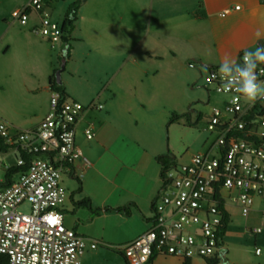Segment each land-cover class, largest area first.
Segmentation results:
<instances>
[{
	"label": "crops",
	"instance_id": "0c3cea01",
	"mask_svg": "<svg viewBox=\"0 0 264 264\" xmlns=\"http://www.w3.org/2000/svg\"><path fill=\"white\" fill-rule=\"evenodd\" d=\"M76 2L64 69L71 55L81 53L92 59L83 71L90 82L80 89L65 80L61 84L66 98L101 109L84 111L75 125L81 157L62 172L66 197L60 211L67 229L95 244L86 248L81 264H127L122 248L154 222L153 202L163 188L157 157L169 152L177 164L175 125L181 118L169 119L178 115L185 62L192 69L221 65L226 56L235 59L242 45L264 43V26L257 29L245 15L253 14L255 5L264 11V0H48L44 13L59 24ZM26 3L0 0V118L20 129L34 128L47 114L49 78L64 49L62 40L52 45L31 33L37 14L24 25L11 19ZM231 39L237 42L233 46ZM119 57L124 60L120 74ZM86 129L93 134L90 140ZM11 155L16 160L12 149L0 152L4 173L15 166ZM260 209V202L254 204L251 214ZM197 259L156 254L150 264Z\"/></svg>",
	"mask_w": 264,
	"mask_h": 264
},
{
	"label": "built area",
	"instance_id": "2783aa9c",
	"mask_svg": "<svg viewBox=\"0 0 264 264\" xmlns=\"http://www.w3.org/2000/svg\"><path fill=\"white\" fill-rule=\"evenodd\" d=\"M47 4L48 0H27L11 18L24 25L31 13L37 14L31 33L53 45L62 32L44 13ZM242 58L243 54L240 62ZM202 66L204 86L224 96L220 108H211L205 128L216 138L207 153L164 172L162 191L153 202L152 227L122 248L127 264H147L153 252L183 260L224 258L226 199L244 218L258 200L264 221V100L250 105L235 89H224L220 66ZM256 73L264 83V64ZM93 109L101 106L60 99L51 90L49 110L34 128H16L0 118V138L15 152V166L26 165L10 185L0 187V254L8 264H81L86 248H95L64 226L60 211L66 197L62 172L81 157L75 125L84 111ZM84 133L88 140L93 136L89 129ZM21 154L29 157L27 163ZM261 232L252 230L254 235Z\"/></svg>",
	"mask_w": 264,
	"mask_h": 264
},
{
	"label": "rangeland",
	"instance_id": "374dc122",
	"mask_svg": "<svg viewBox=\"0 0 264 264\" xmlns=\"http://www.w3.org/2000/svg\"><path fill=\"white\" fill-rule=\"evenodd\" d=\"M234 5L241 6L240 4ZM254 7L253 14L247 13L245 15L247 21L252 22L258 29L264 26V11L256 5ZM243 10L244 7L242 8ZM230 22L233 24V21ZM231 42L233 43L231 46L237 43L233 39H231ZM245 43L247 41L240 44ZM258 43H262L260 39L251 43L253 44L252 46H249L250 44L242 45V49L237 50L233 55L235 60L240 62V56L245 51H252L249 48H256ZM91 60L84 57L81 53L71 55L64 71L61 73V83L65 80L75 89L82 88V85L85 86V82H90V80L83 71H85L84 68ZM187 63L186 61L183 67L180 95L178 96L177 94L176 97V103L179 107L177 113L181 118L180 122L175 125L177 127L173 149L176 151V165L186 164L192 156L209 151L216 135L205 131L206 123L209 119L211 108H220L224 100L223 95L217 94L212 89L204 86L199 74V71L204 73L203 66L197 65L195 69H192L187 66ZM116 64L118 67L117 72L120 74L124 64L123 58L119 57ZM191 65L194 66V63L192 62ZM212 66L220 65L212 64ZM55 67H57L56 69L60 67L57 61L55 62ZM11 156L15 161V157ZM3 179L4 172L0 170V181ZM225 203L231 220L224 238L225 255L224 258H219L217 264H264V221L260 218V214L253 212L248 218H244L229 199H226ZM255 206H259L258 200ZM25 209L26 207L21 208V210ZM255 228H260L262 232L254 235L252 230ZM256 249L260 250L259 254H255ZM192 264H205V262L202 258H198Z\"/></svg>",
	"mask_w": 264,
	"mask_h": 264
},
{
	"label": "trees",
	"instance_id": "16d2710c",
	"mask_svg": "<svg viewBox=\"0 0 264 264\" xmlns=\"http://www.w3.org/2000/svg\"><path fill=\"white\" fill-rule=\"evenodd\" d=\"M79 6H80V2H76V3L69 5L65 11L62 22L59 23V26H60V29L62 32L61 40L64 43L63 54L58 59L59 65L62 62L65 63V61L67 60V58L69 56V49H70L69 37L73 31L74 24L77 20V12H78ZM189 65H191V63ZM55 72H56V70L53 72V74L49 78V86H50V89L52 91L59 93L60 99H63L64 97H66L65 92H64V88H63L61 83L59 84L56 82ZM179 118H180L179 115H177V116L172 115L171 118L169 119V123H172V122L178 120ZM8 149H10V147L7 144H5L3 142V140L0 138V152L5 153L8 151ZM21 156L24 158L25 162L27 163L29 160V157L25 154H21ZM157 160L161 165L160 178L162 179L164 177V172L170 166L174 165V161L171 158V154L169 152L167 154L158 156ZM25 170H26V165H24L22 167L13 166V167L7 168L5 170V173H4V180H3V182L0 183V187L10 185L13 177L16 174H18L19 172H22ZM81 205L88 207L89 203L87 201H83ZM228 223H229V218H228V216H225L224 220H223L222 236L225 234V232L227 230ZM156 254H157L156 252L152 253V255L149 259V262L147 264H150L154 260V257L156 256ZM122 258H123V256H122ZM203 260L206 262V264H217L218 263L217 260H207V259H203ZM0 264H8L7 257L3 254H0ZM184 264H188V263H184Z\"/></svg>",
	"mask_w": 264,
	"mask_h": 264
},
{
	"label": "clouds",
	"instance_id": "9594fccd",
	"mask_svg": "<svg viewBox=\"0 0 264 264\" xmlns=\"http://www.w3.org/2000/svg\"><path fill=\"white\" fill-rule=\"evenodd\" d=\"M260 64H264V43H258L254 51H245L241 62L226 56L220 65L224 89H235L250 105L264 100V83L258 80L256 73Z\"/></svg>",
	"mask_w": 264,
	"mask_h": 264
},
{
	"label": "water",
	"instance_id": "95a60500",
	"mask_svg": "<svg viewBox=\"0 0 264 264\" xmlns=\"http://www.w3.org/2000/svg\"><path fill=\"white\" fill-rule=\"evenodd\" d=\"M82 1H84V0H82ZM204 66L207 67V68H210L212 65H210V64H205ZM63 69H64V63L62 62V63L60 64L59 69L56 70V72H55V79H56V82L59 83V84L61 83V82H60V74H61V72L63 71Z\"/></svg>",
	"mask_w": 264,
	"mask_h": 264
}]
</instances>
